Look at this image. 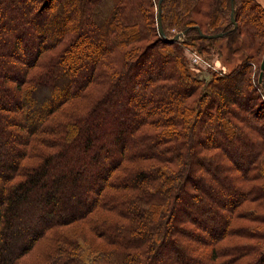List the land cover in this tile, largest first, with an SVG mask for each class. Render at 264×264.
<instances>
[{
  "label": "trees",
  "instance_id": "trees-1",
  "mask_svg": "<svg viewBox=\"0 0 264 264\" xmlns=\"http://www.w3.org/2000/svg\"><path fill=\"white\" fill-rule=\"evenodd\" d=\"M157 5L0 0V264H264V7Z\"/></svg>",
  "mask_w": 264,
  "mask_h": 264
},
{
  "label": "rangeland",
  "instance_id": "rangeland-1",
  "mask_svg": "<svg viewBox=\"0 0 264 264\" xmlns=\"http://www.w3.org/2000/svg\"><path fill=\"white\" fill-rule=\"evenodd\" d=\"M262 6L264 7V0H258ZM235 21V20H234ZM176 28V27H175ZM172 30H174L172 28ZM174 35H178V37L180 36V33H175ZM173 35V36H174ZM172 36V37H173ZM177 37V38H178ZM176 38V39H177ZM175 39V40H176ZM225 42V38L224 39H219L215 42L216 46H221V49H223V54L222 58L218 56V54L212 53L211 57L209 59H205L204 54L205 53H200L199 56L201 59L197 60V63H194L190 56L191 54L194 52L193 50L191 51L190 49H187V53H188V61L190 64V68L193 72H196L200 77L208 79L209 78V74L208 71H212V72H224L226 70H229L231 68H233L234 65L239 64L242 56H243V49H237L236 54H232V53H228L224 47V45H221ZM225 48V49H224ZM256 63V62H255ZM255 63H251V68L253 70L254 68V64ZM260 70V67H259ZM33 253H30L29 255L25 256L23 258V263H31L33 260Z\"/></svg>",
  "mask_w": 264,
  "mask_h": 264
},
{
  "label": "water",
  "instance_id": "water-1",
  "mask_svg": "<svg viewBox=\"0 0 264 264\" xmlns=\"http://www.w3.org/2000/svg\"><path fill=\"white\" fill-rule=\"evenodd\" d=\"M160 2H161V0H158V5H157V24L159 26L160 35L164 36V32H163V30L161 28V24H160V15H159V13H160ZM231 20L235 24L234 18L232 16V11H231ZM221 34H222L221 32H218V33L208 34L207 36H209V37H217V36H220ZM177 37H178V35H174L173 37L168 38V40H175ZM259 67H260V70H259V73H258V80L263 82L264 81V54L262 55Z\"/></svg>",
  "mask_w": 264,
  "mask_h": 264
},
{
  "label": "built area",
  "instance_id": "built-area-1",
  "mask_svg": "<svg viewBox=\"0 0 264 264\" xmlns=\"http://www.w3.org/2000/svg\"><path fill=\"white\" fill-rule=\"evenodd\" d=\"M190 58L194 63H197V60L201 59L199 54L195 51L191 54Z\"/></svg>",
  "mask_w": 264,
  "mask_h": 264
}]
</instances>
